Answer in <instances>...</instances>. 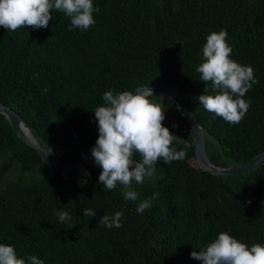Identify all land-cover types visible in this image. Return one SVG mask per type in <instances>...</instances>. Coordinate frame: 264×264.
I'll list each match as a JSON object with an SVG mask.
<instances>
[{"label": "trees", "instance_id": "1", "mask_svg": "<svg viewBox=\"0 0 264 264\" xmlns=\"http://www.w3.org/2000/svg\"><path fill=\"white\" fill-rule=\"evenodd\" d=\"M93 6L99 12L86 31H69L70 19L55 9L47 28L0 27V104L21 117L52 158L72 162L95 145L93 111L104 105V92L142 86L181 94L202 125L213 164L238 166L264 152V0H93ZM221 30L230 59L251 66L258 81L243 97L251 107L238 125L214 117L198 99L206 87L196 71L202 48ZM156 96L149 99L160 102ZM163 110V125L191 148L183 161H157L161 179L133 181L135 201L124 199L120 184L104 191L95 162L78 172L51 168L0 114V244L25 264L30 255L44 264H202L190 253L221 232L264 245V166L239 177L201 170L176 103L165 97ZM208 140L221 153H210ZM154 193L152 206L137 214ZM84 208L96 217L84 216ZM118 211L121 228L98 223ZM57 212L71 220L61 222Z\"/></svg>", "mask_w": 264, "mask_h": 264}, {"label": "clouds", "instance_id": "2", "mask_svg": "<svg viewBox=\"0 0 264 264\" xmlns=\"http://www.w3.org/2000/svg\"><path fill=\"white\" fill-rule=\"evenodd\" d=\"M57 10L70 19L68 30H88L94 23L93 13L99 12L93 0H0V27L7 31L31 27L33 30L47 28L52 20L51 10ZM227 32H212L202 48L203 62L196 71L199 80L206 85L205 93L198 97L201 106L214 117H220L229 125H238L251 107V101L243 99L245 94L258 83L251 66H242L230 59L231 47L226 42ZM214 94H208L209 92ZM152 90L122 91L109 90L103 93L104 105L97 107L94 119L98 125V138L91 149L94 162L102 171L99 183L104 191H111L120 184L124 188V199L135 201L139 193L132 190V183L142 185L145 179H161L156 175L155 165L159 159L166 164L183 161L191 144L173 135L162 123L165 119L163 95L156 96L160 102L149 99ZM171 99V98H169ZM173 127L177 125L173 124ZM174 142L183 144L180 150ZM134 154L139 160L134 159ZM158 193L139 203L137 214L152 206ZM251 203V201H248ZM55 211V210H54ZM61 222L71 220L67 212L56 213ZM86 217L97 213L84 208ZM123 211L114 215H103L99 224L106 228H121ZM152 247L157 245L152 243ZM192 259L202 264H264V245L248 246L227 232H221L201 250L190 253ZM30 264H44L35 255L27 257ZM0 264H25L17 258L14 248L0 244Z\"/></svg>", "mask_w": 264, "mask_h": 264}, {"label": "water", "instance_id": "3", "mask_svg": "<svg viewBox=\"0 0 264 264\" xmlns=\"http://www.w3.org/2000/svg\"><path fill=\"white\" fill-rule=\"evenodd\" d=\"M148 87L152 90L154 95H163L164 97L171 98V100L176 103L178 110L189 126L195 145L197 163L201 170L215 176L239 177L247 175L264 166V152L256 156L250 162L238 166L225 168L213 164L207 153L202 125L196 118L194 112L188 107L181 94L170 88L161 86H142L138 87L135 92L138 89L142 91ZM0 114L6 117L18 138L29 148L35 150L51 168L60 171L78 172L94 163V158L91 156L92 148L84 156L72 162L62 163L55 160L33 136L26 123L14 110H12V108L0 104Z\"/></svg>", "mask_w": 264, "mask_h": 264}, {"label": "rangeland", "instance_id": "4", "mask_svg": "<svg viewBox=\"0 0 264 264\" xmlns=\"http://www.w3.org/2000/svg\"><path fill=\"white\" fill-rule=\"evenodd\" d=\"M166 120H168V119L165 117L164 121H166ZM207 147H208V151L210 153H221V148L209 140L207 142Z\"/></svg>", "mask_w": 264, "mask_h": 264}]
</instances>
